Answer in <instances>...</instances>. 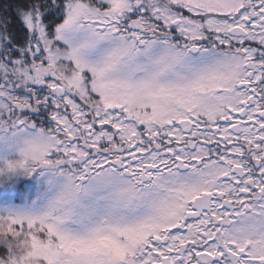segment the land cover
<instances>
[{"label": "snow or ice", "instance_id": "6c2138e0", "mask_svg": "<svg viewBox=\"0 0 264 264\" xmlns=\"http://www.w3.org/2000/svg\"><path fill=\"white\" fill-rule=\"evenodd\" d=\"M0 264H264V0H0Z\"/></svg>", "mask_w": 264, "mask_h": 264}]
</instances>
